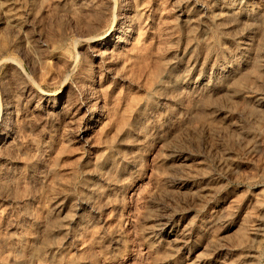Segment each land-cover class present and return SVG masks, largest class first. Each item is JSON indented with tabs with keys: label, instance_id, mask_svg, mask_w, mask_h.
Here are the masks:
<instances>
[{
	"label": "rangeland",
	"instance_id": "374dc122",
	"mask_svg": "<svg viewBox=\"0 0 264 264\" xmlns=\"http://www.w3.org/2000/svg\"><path fill=\"white\" fill-rule=\"evenodd\" d=\"M202 1L0 0L23 23L0 21V264H173L146 235L164 217L188 222L191 253L208 247L212 264L249 249L264 264V232L248 230L264 198V113L206 92L235 47L209 13L232 0ZM262 72L236 90H264ZM215 110L255 130L258 150L228 137L230 125L216 131ZM200 186L212 192L203 201Z\"/></svg>",
	"mask_w": 264,
	"mask_h": 264
},
{
	"label": "bare ground",
	"instance_id": "6f19581e",
	"mask_svg": "<svg viewBox=\"0 0 264 264\" xmlns=\"http://www.w3.org/2000/svg\"><path fill=\"white\" fill-rule=\"evenodd\" d=\"M207 1V0H206ZM206 1H202V2H206ZM201 2V1H200ZM208 2V1H207ZM227 3V2H226ZM204 4V3H203ZM222 4V3H221ZM255 4H256V6L258 5V7H256L255 6ZM12 5V4H11ZM218 5V4H217ZM223 5V4H222ZM209 5L207 4V6L206 7H208ZM250 6V7H249ZM3 7V6H2ZM205 7V8H206ZM7 8V7H6ZM15 8V7H14ZM193 8V7H192ZM196 8H197V6H196ZM208 8H210V7H208ZM226 10H223V9H221V8H218V7H216V5H215V7L213 8V9H209L210 11H209V13H210V15L212 16V18H210V19H212L213 21H218V22H220V30H221V33L224 35V37L230 42V46H232L231 45V43L232 44H234V47L235 48H233L232 50H228V51H226V55H225V57H223L222 59H221V61L219 62L220 64L219 65H215L214 66V69H218L219 67H221V69H223L224 70V72H225V74H223L224 75V82L221 84V85H219L218 84V81H217V78L215 79H213V77H212V81L210 82L211 84H210V86H208V88H207V90H206V92L207 93H209V94H211V95H214V96H220V95H222L223 94V96H224V98H225V100H226V97H228V99H229V101L228 102H230V100H233V99H236V101H237V99L238 100H240V98L243 100L244 99V101H246L247 103H252V108L251 109H253L254 108V110H255V112L253 111V113H254V115H255V113H256V111H257V113L259 112V113H264V90L262 89V90H258L257 89V86H255L254 88L252 87L253 85H248L247 87H248V89H245V90H243V91H239L238 89L236 90V85L235 84H237L238 85V83L237 82H239L240 80H244L245 78H247V76L248 75H251L252 73H250L253 69L255 70H260V72L261 71H264V0H260L258 3H253L252 5L251 4H249V0H232L229 4H228V7H224ZM15 10V9H14ZM10 11V10H2V12H1V22L2 23H4V24H6L8 27H9V29H11L12 31H14V32H19L20 30H21V19L19 18L20 17V15L19 16H17V14L15 13V11ZM184 14V13H183ZM200 14V13H199ZM209 15V14H208ZM199 16V15H198ZM206 17H207V15H206ZM188 18V17H187ZM209 18V17H208ZM195 19V18H194ZM186 20V19H185ZM188 21V20H187ZM186 21V22H187ZM212 21V22H213ZM205 25H207V22L206 23H204ZM215 24V23H214ZM213 24V25H214ZM22 25H23V23H22ZM7 26H5V27H7ZM208 26V25H207ZM219 26V25H218ZM23 28V27H22ZM215 28H216V26H215ZM219 29V28H218ZM11 31V32H12ZM13 32V33H14ZM21 32V31H20ZM12 33V34H13ZM13 35H15V33L13 34ZM18 35V34H17ZM202 35H204V34H202ZM227 45V44H226ZM223 46V45H222ZM229 46V47H230ZM219 52V51H218ZM216 55V54H215ZM202 64V63H201ZM213 64V63H212ZM217 64V63H216ZM213 69V68H212ZM219 70V69H218ZM213 71H215V70H213ZM222 71V70H221ZM257 72V71H256ZM254 73V74H257V73ZM216 73V72H215ZM259 73V72H258ZM264 72H262L261 74H263ZM215 77V76H214ZM249 77H253V76H249ZM255 77V76H254ZM261 77V76H260ZM263 77V76H262ZM186 79V78H185ZM243 80H242V82H240L241 84L243 83ZM247 80H248V78H247ZM252 80V79H251ZM262 80H263V78H262ZM261 80V81H262ZM257 81H258V79H257ZM260 81V80H259ZM260 81V82H261ZM252 83H253V81H251ZM250 82V83H251ZM257 84V83H256ZM262 84V83H261ZM243 85H245V84H243ZM242 85V86H243ZM258 85V84H257ZM239 86H241V85H239ZM240 87V88H242L243 89V87ZM251 86V87H250ZM206 87V86H205ZM235 87V88H234ZM238 87V86H237ZM244 87H246V86H244ZM250 87V88H249ZM258 87H259V85H258ZM261 87V86H260ZM241 89V90H242ZM205 92V93H206ZM181 94V93H180ZM206 95V94H205ZM182 96V95H181ZM213 96V97H214ZM219 96H218V98H219ZM226 96V97H225ZM177 97V96H176ZM179 97V96H178ZM210 97H212V96H210ZM221 97V96H220ZM217 97H216V101H217V99H218ZM221 98H223V97H221ZM227 99V100H228ZM241 100V101H242ZM214 101H215V99H214ZM243 101V102H244ZM233 102H235L234 100H233ZM239 102V101H238ZM248 107L250 106V105H248V104H246ZM224 106H228V104L226 103V105H224ZM246 106V107H247ZM221 108V107H220ZM220 108H219V110H220ZM222 108H223V106H222ZM229 108V107H228ZM230 108H234V107H230ZM227 109V108H226ZM225 109V110H226ZM242 109V108H241ZM244 109V108H243ZM250 109V110H251ZM212 110V109H211ZM240 110V109H239ZM246 110V109H245ZM249 110V109H248ZM228 111V110H227ZM232 111H233V109H232ZM242 111V110H241ZM229 112H231V110L229 111ZM236 112V111H235ZM247 113H249L248 111H246ZM245 112V113H246ZM226 113L227 112H218V110H217V112H216V110H215V120H218V125H217V128H216V131H218L217 129H219V131L220 130H222L224 127H226V126H229L230 125V127H227V129L229 128V134H230V132L233 134L232 136H235L236 134H242V133H244V135H243V137L246 139V140H248L247 139V137L249 138V140H250V142H248L247 143V145H246V147H245V150H246V152H252L253 153V151H256V149L258 150V144L257 143H259L258 141H257V137H256V135L255 134H253L254 133V131H252V130H247V128L245 129L243 126H245L244 124H243V122H242V120L239 122V124L241 123V124H243V125H239V124H234V123H237L236 121L234 122V123H232L231 121L232 120H229L228 119V115H230V114H228V115H226ZM238 113V112H237ZM239 113H240V111H239ZM246 113V114H247ZM214 114V113H213ZM250 114H252L251 112H250ZM211 115H212V113H211ZM239 115H241V114H238V117H239ZM253 115V114H252ZM253 115V116H254ZM258 115V114H257ZM247 116H248V114H247ZM246 116V117H247ZM253 116H252V118H253ZM220 117V118H219ZM235 117V116H234ZM245 117V116H244ZM250 117V119H251V116H249ZM248 117V118H249ZM255 117H258V116H255ZM217 118H219V119H217ZM236 118V117H235ZM237 119V118H236ZM241 119H242V117H241ZM254 119V118H253ZM229 120V121H228ZM244 120V119H243ZM247 120V119H246ZM254 120H256V119H254ZM212 121V120H211ZM213 121H214V119H213ZM238 121H239V119H238ZM217 122V121H216ZM247 122V121H246ZM252 122V121H251ZM255 121H253V123H254ZM257 122V121H256ZM215 123V122H214ZM213 123L211 122V125H212ZM227 124V125H226ZM249 124V123H248ZM251 124V123H250ZM207 125V124H206ZM208 125H209V123H208ZM226 125V126H225ZM213 126H215V125H213ZM255 126V125H254ZM212 127V126H211ZM210 127V129H212ZM247 127V126H246ZM208 128V127H207ZM222 128V129H221ZM253 128V127H252ZM204 129V128H203ZM209 129V128H208ZM209 129V130H210ZM213 129H214V127H213ZM224 129H226V128H224ZM223 129V130H224ZM226 129V130H227ZM254 129V128H253ZM231 130V131H230ZM205 131H207V130H205ZM203 132L204 134L206 133V132ZM225 131V130H224ZM223 131V132H224ZM209 132H211V131H209ZM208 131H207V133H208V135L210 134ZM212 132H213V130H212ZM227 131H225L224 133H223V136H224V134L226 133ZM258 132V131H257ZM215 133H217V132H215L214 131V134ZM220 133V132H219ZM222 133V132H221ZM220 133V135H222ZM212 134V133H211ZM227 134V133H226ZM225 134V135H226ZM235 134V135H234ZM239 134V135H240ZM258 134H259V132H258ZM217 136H218V139L220 138V136L218 135V134H216ZM239 135H238V137H239ZM204 136H206V135H204ZM210 136V135H209ZM242 136V135H241ZM211 137V136H210ZM215 137V136H214ZM225 137H227V136H225ZM225 137H223V138H225ZM228 137H230L231 138V134H230V136H228ZM242 137V138H243ZM222 138V137H221ZM234 138H236L237 139V137L235 136ZM243 138V141L245 140ZM258 138H260V137H258ZM205 139V138H204ZM226 139V138H225ZM241 139V138H240ZM261 139V138H260ZM242 140V139H241ZM245 140V141H246ZM248 140V141H249ZM209 141H212V139L210 140L209 139ZM220 141H222V139L220 140ZM216 142V141H215ZM223 142V141H222ZM238 142H240V141H238ZM242 143V142H241ZM261 143V142H260ZM211 144V143H210ZM222 144V143H221ZM242 144H244V143H242ZM224 145V144H223ZM241 145V144H240ZM209 146H211V145H209ZM213 146V145H212ZM259 147H260V145H259ZM213 148V147H212ZM215 148H217V147H215ZM225 149V148H224ZM224 149H221V151H225ZM180 151V150H179ZM218 151H220V148H219V150ZM217 151V152H218ZM227 151H229V150H227ZM230 151H231V149H230ZM177 152V151H176ZM213 152V151H212ZM217 152H214V153H212V154H214V156L217 154ZM226 152V151H225ZM233 152V151H232ZM239 151H237V153H238ZM245 152V153H246ZM175 152H173V154H174ZM181 153H182V151H181ZM216 153V154H215ZM220 153V152H219ZM224 153V152H223ZM222 153V154H223ZM228 153V152H227ZM237 153H236V155H237ZM257 153V152H256ZM179 155L176 157L177 158V160H178V163L179 164H175L176 166H180V164H181V166H182V164L183 165H186V164H188V166H185V167H187L188 169H189V167L191 166L190 164H189V162L188 163H186L188 160H189V157L188 156H186V155H184V154H180V153H178ZM222 154H220L221 156H222ZM175 155V154H174ZM191 155V154H190ZM204 155V154H203ZM228 155V154H227ZM233 155V154H232ZM231 155V157L232 158H234L235 157V155L234 156H232ZM249 155V154H248ZM209 156V155H208ZM207 156V157H208ZM218 156V155H217ZM225 156V155H224ZM170 157V156H169ZM213 157V156H212ZM229 157H230V154H229ZM230 157V158H231ZM237 157V156H236ZM240 157H242V156H240ZM239 157V158H240ZM190 158H192V157H190ZM204 159H206V158H204ZM235 159V158H234ZM173 160V159H172ZM172 160H171V162H172ZM219 160V159H218ZM231 162H233L231 159H229ZM242 160H243V157H242ZM193 161V160H192ZM234 161H238L237 159L236 160H234ZM174 162V161H173ZM215 162V161H214ZM217 162V161H216ZM218 162H220L221 163V160H219ZM225 162H227V161H225ZM242 162V161H241ZM191 163H193V162H191ZM219 163V164H220ZM228 163V162H227ZM201 164V163H200ZM218 164V163H217ZM226 164V163H225ZM240 164V163H239ZM175 165H173V166H171V169L172 168H175L174 166ZM190 165V166H189ZM202 165V164H201ZM221 165H222V163H221ZM223 165H224V163H223ZM237 165V164H236ZM235 165V166H236ZM178 166V170H182V169H180V167ZM217 166H219V165H217ZM219 167H221V166H219ZM177 168V167H176ZM192 168H193V166H192ZM198 168H200L199 166H198ZM223 168V167H222ZM224 168H225V166H224ZM223 168V169H224ZM232 168V167H231ZM234 168V167H233ZM194 169V168H193ZM196 169V168H195ZM176 169H174V171H175ZM229 170L230 171H232V169H230L229 168ZM229 170H227V168H226V170L225 171H229ZM234 170V174H235V168L233 169ZM239 170V169H238ZM177 171V170H176ZM188 172V171H187ZM190 172V171H189ZM194 172V171H193ZM190 173H192V171L190 172ZM203 173V172H202ZM225 174L227 173V172H224ZM230 173V172H229ZM201 174V173H200ZM228 174V173H227ZM226 174V175H227ZM233 174V173H232ZM233 174V175H234ZM209 175V174H208ZM229 175V174H228ZM207 176V175H206ZM230 176V175H229ZM170 177V176H169ZM205 177V176H204ZM195 178V177H194ZM180 179V178H179ZM183 179V178H182ZM185 179H187V178H185ZM184 179V180H185ZM207 179H209V177L207 178ZM206 179V180H207ZM181 180V179H180ZM198 180V179H197ZM190 181V180H189ZM188 181V182H189ZM199 181V180H198ZM202 181V180H201ZM205 181V180H204ZM220 181V180H219ZM176 182V181H175ZM179 182V181H178ZM195 183H196V181H194ZM193 182V183H194ZM180 183V182H179ZM200 183V182H199ZM217 184V183H216ZM215 184V185H216ZM182 185V184H181ZM180 185V186H181ZM201 185H203V184H201ZM207 185V184H206ZM206 185H204L205 187H206ZM188 186V185H187ZM190 186V185H189ZM196 187V186H195ZM205 187H203V189H206V188H208V187H211V186H208L207 185V187L205 188ZM217 187V186H216ZM187 188V187H186ZM211 188H213V187H211ZM201 190V186H200V189H198V190H200L199 191V193H198V195H196L195 196V198L198 196L199 197V199H204V198H206V196L208 195L207 194V189H206V191L205 190ZM209 189V188H208ZM192 190V189H191ZM212 189H210V191H211ZM193 191H195V190H193ZM214 191V190H213ZM216 191V190H215ZM196 192V191H195ZM195 192L193 193L194 195H195ZM197 193V192H196ZM209 193V195H210V193H212V192H208ZM208 195V196H209ZM213 196V195H212ZM259 196H261L260 194H259ZM197 197V198H198ZM257 197H258V195H257ZM211 198V197H210ZM198 199V200H199ZM203 199L202 200H200V201H203ZM213 199V198H212ZM221 199V198H220ZM255 199H258V198H255ZM197 200V199H196ZM208 200H209V198H208ZM218 200V199H217ZM206 201H207V199H206ZM258 202V200H254V202ZM260 202V203H259ZM259 206H257L260 210V216L258 217L257 216V220L255 221V222H253V223H255L254 225H252L251 227H252V229L251 228H247L249 231H250V234L252 235V237H253V240L255 239L256 240V238L258 237L259 238V236H262V233L264 232L263 231V229H262V225L264 224L263 223V215H264V198L263 197H261V199H259ZM58 203V202H57ZM60 203V202H59ZM196 203H198V201L196 202ZM195 203V204H196ZM201 202H199V204H200ZM204 204H205V202H203ZM199 204L197 205V206H199ZM202 204V203H201ZM255 204V206L256 205H258V204H256V203H254ZM58 205V204H57ZM61 205V204H60ZM56 206V205H55ZM59 206V205H58ZM196 205H195V207H197ZM204 207V206H203ZM257 207H256V209H257ZM199 208V207H198ZM190 209V208H189ZM197 210V209H196ZM201 210V209H200ZM222 210V209H221ZM258 210V209H257ZM215 211H217V210H215ZM219 211V210H218ZM234 211V210H233ZM236 211V210H235ZM188 213V212H187ZM223 213H224V211H223ZM228 213H229V211H228ZM227 213V214H228ZM216 214V213H215ZM71 215V214H70ZM189 215V214H188ZM195 215V214H194ZM197 215V214H196ZM219 215V214H218ZM221 215V214H220ZM236 215V214H235ZM69 216V215H68ZM164 216V215H163ZM162 216V217H163ZM166 216V215H165ZM217 216V215H216ZM222 216V215H221ZM220 216V217H221ZM233 216V215H232ZM232 216H231V218H232ZM193 217V216H192ZM68 218V217H67ZM168 218V217H167ZM189 218V217H188ZM195 218V217H194ZM202 218V217H201ZM200 218V219H201ZM213 218V217H212ZM69 219V218H68ZM71 219V218H70ZM170 219V218H169ZM169 219H165V217H164V219L163 218H158V219H156L155 220V224L153 225V226H149V228L147 227V232H146V235L148 236V238L151 240V242L156 246V248L158 249V248H162L163 250H164V252L166 251L167 252V254H168V256H167V260H168V262H174L175 264H177V262H179V260L181 261L182 259H181V256L183 255V253H185V251H187V253H188V257L187 258H185L184 259V261H182V263L181 264H212L211 262H216L217 261V259L214 257L213 259H214V261H211L212 260V258L210 257L212 254H211V252H212V250H209L208 249V247H206L205 246V248L204 247H202L204 250L207 248L208 249V251H210V253L207 251V249H206V252H204V253H200V254H194V253H191L192 251H191V247H190V243L193 241L192 239H193V235L194 234H192V232H191V229L189 228V226H188V222L187 223H185V225H183V222L182 223H180V222H178V223H176V222H173L171 219L169 220ZM182 219H184V217L182 218ZM190 219H192V218H190ZM199 219V218H198ZM223 218H221V220H222ZM224 219H225V216H224ZM224 219H223V221H224ZM228 219V218H227ZM230 219V218H229ZM233 219V218H232ZM256 219V218H255ZM180 220V219H179ZM207 220H210V219H207ZM207 220H205L206 221V223H207ZM220 220V219H219ZM220 220V222H222ZM182 221V220H181ZM186 221H188V220H186ZM192 221V220H191ZM154 222V221H153ZM194 222V221H193ZM192 222V223H193ZM200 222V221H199ZM198 222V223H199ZM202 222V221H201ZM208 222H210V221H208ZM217 222H219L218 221V219L216 220H214V223L216 224ZM227 223H228V221H226ZM230 222V221H229ZM243 222V221H242ZM241 222V223H242ZM222 223H225V222H222ZM253 223H251V224H253ZM190 224V223H189ZM201 224V223H200ZM240 224V223H239ZM244 224V223H243ZM205 225V224H204ZM206 225H208V223L206 224ZM212 225V224H211ZM218 225V224H217ZM221 225H223V224H221ZM225 225H226V223H225ZM195 226V225H194ZM209 226V225H208ZM214 226V225H213ZM220 226V225H219ZM219 226L217 227V228H215V229H218L219 228ZM239 226V225H238ZM237 226V227H238ZM245 226V225H244ZM243 226V227H244ZM192 227V226H191ZM199 227V226H198ZM223 227H224V225H223ZM228 227V226H227ZM241 227V226H240ZM249 227V226H248ZM194 228V227H193ZM196 228H197V226H196ZM206 228H208V227H206ZM212 228V227H211ZM205 229V228H204ZM209 229V228H208ZM213 229V228H212ZM245 229V228H244ZM246 229V230H247ZM205 230H207V229H205ZM211 229H209V230H207V232H209ZM247 230V231H248ZM248 231V232H249ZM197 233V232H196ZM204 233V232H203ZM210 233V232H209ZM208 234V233H207ZM206 234V235H207ZM196 235V234H195ZM249 235V234H248ZM250 236V235H249ZM248 237V236H247ZM251 237V238H252ZM250 238V237H249ZM248 240V239H247ZM216 241V240H215ZM218 241V240H217ZM249 241V240H248ZM247 242V241H246ZM250 243V242H249ZM197 244V243H196ZM200 245V244H199ZM252 245V244H251ZM253 245H255V244H253ZM202 246V245H201ZM221 246V245H220ZM197 248H198V246H197ZM196 248V249H197ZM201 248V250L203 251V249ZM241 248V247H240ZM240 248H238V249H240ZM162 249H161V251H162ZM242 249V248H241ZM240 249V250H241ZM244 249H246V248H244ZM159 250V249H158ZM240 250L238 251L239 253H240ZM160 251V250H159ZM163 252V251H162ZM241 252H244L243 250L241 251ZM238 253V254H239ZM186 254V253H185ZM244 254V253H243ZM254 254H253V251H250V249H249V252L247 251V253L245 254V255H243L244 256V258H247V259H249V260H251L254 256H253ZM213 256V255H212ZM238 256V255H237ZM237 256L235 257L236 259H237ZM184 257H186L185 255H184ZM166 258V257H165ZM164 258V259H165ZM209 258H211L210 260H209ZM219 258V257H218ZM234 258V259H235ZM242 258V257H241ZM240 257H239V259L237 260V261H235V262H230L229 263V261H231V260H229L228 262H225V260H223V262L221 263V260H219L220 261V263L221 264H250L249 263V260H240L241 259ZM163 258H161L160 260H162ZM159 260V261H160ZM209 260V261H208ZM173 263V264H174ZM162 264H167V261L165 262H162Z\"/></svg>",
	"mask_w": 264,
	"mask_h": 264
}]
</instances>
